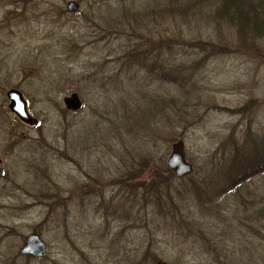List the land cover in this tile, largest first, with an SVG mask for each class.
<instances>
[{"label":"rangeland","instance_id":"obj_1","mask_svg":"<svg viewBox=\"0 0 264 264\" xmlns=\"http://www.w3.org/2000/svg\"><path fill=\"white\" fill-rule=\"evenodd\" d=\"M261 1L0 0V264H264V172L230 168L264 158Z\"/></svg>","mask_w":264,"mask_h":264},{"label":"water","instance_id":"obj_2","mask_svg":"<svg viewBox=\"0 0 264 264\" xmlns=\"http://www.w3.org/2000/svg\"><path fill=\"white\" fill-rule=\"evenodd\" d=\"M78 9L79 6L75 2H69L66 5V10L68 13H76ZM5 96L9 102V111L18 119L29 122V117L26 112V105L21 94L17 90L12 89L9 90ZM80 104V100L75 94L63 99V105L65 109L69 111L78 110ZM166 167L177 179H181L192 172V166L185 160L183 154V144L181 142H178L172 147V151L166 161ZM19 252L22 256L39 259L45 254L46 246L37 234H31L25 239V242Z\"/></svg>","mask_w":264,"mask_h":264},{"label":"trees","instance_id":"obj_3","mask_svg":"<svg viewBox=\"0 0 264 264\" xmlns=\"http://www.w3.org/2000/svg\"><path fill=\"white\" fill-rule=\"evenodd\" d=\"M223 3V7L225 9L224 11V16H228L230 18V20L235 21L236 18L239 17H243V19L241 20V22H245L250 23L254 20V22H256V20L254 19V13H252V9H249V6L247 8V6L244 4L246 3V0H222ZM262 3H264V0L261 1V3H258V5H261ZM172 11H174V9H171ZM132 51H129L130 54H132ZM144 59H140L139 62H143ZM138 66H142V64H138ZM254 151V149L249 150V153ZM241 152L237 150V155H235V157L232 159V163L230 168H237L238 170L237 173L238 175L234 178L236 179H232V185L233 187L241 184L246 178H250L252 176H256L259 174H262L264 172V158L261 161L259 159V157L257 156H250V154L248 155L247 153L245 154H241L242 157L238 158L236 160V158L238 157V153ZM258 158V159H257ZM166 173L168 175H170L171 173L166 170ZM234 174V173H233ZM232 190V189H230ZM229 190V191H230ZM227 191V192H229ZM225 194V193H224ZM158 202V201H157ZM156 202V206L158 207L159 210L162 209V205L158 202L157 204Z\"/></svg>","mask_w":264,"mask_h":264}]
</instances>
